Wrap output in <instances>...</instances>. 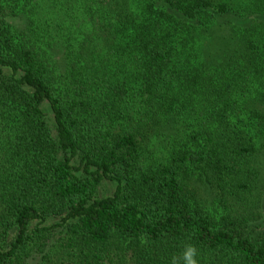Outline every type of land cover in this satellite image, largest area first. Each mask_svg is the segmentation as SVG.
I'll return each mask as SVG.
<instances>
[{"label": "trees", "instance_id": "obj_1", "mask_svg": "<svg viewBox=\"0 0 264 264\" xmlns=\"http://www.w3.org/2000/svg\"><path fill=\"white\" fill-rule=\"evenodd\" d=\"M264 264V0H0V264Z\"/></svg>", "mask_w": 264, "mask_h": 264}, {"label": "clouds", "instance_id": "obj_2", "mask_svg": "<svg viewBox=\"0 0 264 264\" xmlns=\"http://www.w3.org/2000/svg\"><path fill=\"white\" fill-rule=\"evenodd\" d=\"M194 256H195V249L192 247H189L185 253L186 264H196Z\"/></svg>", "mask_w": 264, "mask_h": 264}]
</instances>
